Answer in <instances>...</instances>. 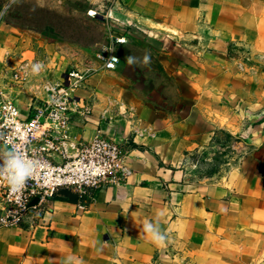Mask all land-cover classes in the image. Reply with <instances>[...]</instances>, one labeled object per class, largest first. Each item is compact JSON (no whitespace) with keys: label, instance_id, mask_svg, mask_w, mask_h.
I'll use <instances>...</instances> for the list:
<instances>
[{"label":"crops","instance_id":"0c3cea01","mask_svg":"<svg viewBox=\"0 0 264 264\" xmlns=\"http://www.w3.org/2000/svg\"><path fill=\"white\" fill-rule=\"evenodd\" d=\"M87 1L88 10H109L117 21L120 13L123 21L177 42L197 64L191 84L199 95L183 117L134 101L128 117L106 123L105 133L124 143L127 180L94 189L86 202L63 188L38 216L31 212L22 225L0 229V264H69L70 256L77 264H214L202 255L195 260L194 251L224 238L234 241L225 252H236L240 229L264 228V0ZM18 51L13 63L47 57L53 77L68 69L64 49L40 36L21 40ZM241 51L247 54L243 68L237 65ZM92 77L97 99L78 95L93 114L74 128L85 141L95 137L107 99ZM18 101L28 116L29 95ZM215 141L227 142L241 163L212 183L183 178L175 169L183 156ZM146 222L158 223L165 240L146 234Z\"/></svg>","mask_w":264,"mask_h":264},{"label":"rangeland","instance_id":"374dc122","mask_svg":"<svg viewBox=\"0 0 264 264\" xmlns=\"http://www.w3.org/2000/svg\"><path fill=\"white\" fill-rule=\"evenodd\" d=\"M88 4L87 0H0V84L7 80L3 71L11 69L10 64L19 55L21 40L40 36L64 49L68 69L86 70L89 78L93 75V80L103 86L107 99L101 107L99 128L105 130L106 123L128 117L134 101L157 104L174 117L185 116L199 95L191 84L195 82L197 64L189 53L156 28L123 21L125 15L120 13L119 21L109 10H97L91 16ZM115 31L118 36H125L124 43L116 44L112 36ZM99 54L117 56L116 68L106 70ZM237 54L241 58L247 55L244 51ZM241 62L246 63L247 58L237 62L243 68ZM95 86V82L88 80L78 94L89 92L96 100ZM112 87L113 94L108 91ZM86 107L93 114L92 105L86 103ZM239 157L227 142L215 141L187 152L175 169L182 171L183 178L212 183L216 174L228 172L235 162L241 163ZM249 171L258 173L253 168ZM240 232L235 241L236 252L224 250L234 241L213 239L207 250L194 251L195 260L202 255L214 264H231V260H235L232 264H264V228L252 225ZM251 246L254 248L250 249Z\"/></svg>","mask_w":264,"mask_h":264},{"label":"built area","instance_id":"2783aa9c","mask_svg":"<svg viewBox=\"0 0 264 264\" xmlns=\"http://www.w3.org/2000/svg\"><path fill=\"white\" fill-rule=\"evenodd\" d=\"M88 12L97 14V10ZM112 36L116 44L126 41L117 31ZM98 57L106 70H114L119 60L115 55ZM35 64L41 65L39 71H33ZM47 65V57H35L12 63L11 69L3 71L7 80L0 84V154L21 151L35 157L38 164L33 177L18 192L11 191L0 178V229L22 225L31 212L38 216L63 188L91 199L94 189L119 185L131 173L124 143L103 128L90 141L75 135L77 121L85 124L92 116L78 95L87 85L89 73L69 68L53 77ZM23 92L30 97L26 117L18 101ZM80 207L84 209L86 204Z\"/></svg>","mask_w":264,"mask_h":264},{"label":"clouds","instance_id":"9594fccd","mask_svg":"<svg viewBox=\"0 0 264 264\" xmlns=\"http://www.w3.org/2000/svg\"><path fill=\"white\" fill-rule=\"evenodd\" d=\"M41 65H33V71H39ZM38 161L33 156H28L21 151L11 150L0 154V178L7 182L11 191L22 190L31 179L37 168ZM146 234H150L156 242L165 240V234L161 232L159 224L146 222L142 225ZM69 264H77L74 257H68Z\"/></svg>","mask_w":264,"mask_h":264},{"label":"trees","instance_id":"16d2710c","mask_svg":"<svg viewBox=\"0 0 264 264\" xmlns=\"http://www.w3.org/2000/svg\"><path fill=\"white\" fill-rule=\"evenodd\" d=\"M59 191H60V190H59ZM56 195H57V194H56ZM56 195L50 200V202L56 197ZM82 198L84 199L85 202L89 200L87 196H82ZM50 202H49V203H50ZM49 203H48V204H49Z\"/></svg>","mask_w":264,"mask_h":264},{"label":"water","instance_id":"95a60500","mask_svg":"<svg viewBox=\"0 0 264 264\" xmlns=\"http://www.w3.org/2000/svg\"><path fill=\"white\" fill-rule=\"evenodd\" d=\"M37 202V199H35L33 202H32V204H34V203H36Z\"/></svg>","mask_w":264,"mask_h":264}]
</instances>
